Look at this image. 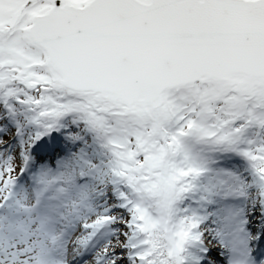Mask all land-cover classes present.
Segmentation results:
<instances>
[{
    "label": "snow or ice",
    "instance_id": "6c2138e0",
    "mask_svg": "<svg viewBox=\"0 0 264 264\" xmlns=\"http://www.w3.org/2000/svg\"><path fill=\"white\" fill-rule=\"evenodd\" d=\"M0 264H264V0H0Z\"/></svg>",
    "mask_w": 264,
    "mask_h": 264
}]
</instances>
